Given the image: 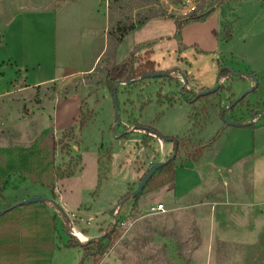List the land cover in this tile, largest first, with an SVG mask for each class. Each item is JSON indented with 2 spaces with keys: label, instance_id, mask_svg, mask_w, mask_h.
Returning a JSON list of instances; mask_svg holds the SVG:
<instances>
[{
  "label": "rangeland",
  "instance_id": "obj_1",
  "mask_svg": "<svg viewBox=\"0 0 264 264\" xmlns=\"http://www.w3.org/2000/svg\"><path fill=\"white\" fill-rule=\"evenodd\" d=\"M65 1L68 0H0V31L19 12L55 10ZM101 1L107 7V0ZM243 1L122 0L114 7L112 16L114 21L129 22L139 21L151 14L155 18H169L174 24H183L193 12L202 15L220 9L223 13L220 33L223 39L224 33L232 31V35L238 20L234 14L235 7ZM240 14L242 19L236 29L240 36L232 45V58L235 59V54L239 56L240 63L248 68L243 74L257 76L264 86V11L249 9L246 4L242 5ZM110 26L113 27L114 23ZM109 44L107 33L105 36L97 34L94 50H104V53L96 70L81 77L74 86L82 98L76 125L71 130L65 129L57 138L50 128L42 132L39 126L41 122L50 120L49 108L54 100L63 98L73 85H49L23 105L14 100H6L5 105H0V211L8 206L15 207L0 217V228L9 225V222H15L17 226L10 231V237L12 233L15 235L14 245H11L12 238L7 236L3 240L0 237V264H22L23 257L30 256L40 259V262L36 261L40 264H264V228L250 227L249 219L243 216L231 222L222 212L233 208L240 212L248 209L246 198H227L220 193L221 190L241 187L249 189L250 181L234 182L212 176V183L209 181L202 195L162 201L160 195L151 194L140 199L141 195L152 192L156 186H164L171 191L167 174H162L146 191L145 187L137 197H129L120 204L138 183L131 182L122 196L108 206L115 193L121 191L126 179L133 174L140 178L157 160L165 161L173 152L172 143L135 130L134 126L138 124L128 113L126 103L120 106L118 98L121 122L116 123L105 72L130 52L129 40L126 38L123 41L117 57L119 46L113 52ZM145 53L143 48L139 49L137 64L148 60ZM196 61V66L202 65L199 59ZM232 67L230 70L241 73L237 70L239 66L233 64ZM252 69L256 73H251ZM172 73L167 77L137 80L127 87L121 84L120 94L129 95L134 102L136 99L139 101L136 104L140 109L133 112L138 123L164 131L171 129L177 134L189 129L187 137H172L178 139L173 161L178 167L186 161L199 159L203 146L209 144L221 126H227L219 119V111L227 108L247 88L238 77L223 78L219 81V90L196 101L197 91L185 88L181 78ZM181 89L184 90L183 96L179 94ZM117 93L118 89L116 97H119ZM263 94L259 85L256 86L252 93L245 96L242 104L237 105L234 111H228V119L246 123L250 122L251 116H256L255 123H261L264 120V115H261L264 113ZM181 98L192 102L190 106L186 105L190 111L188 116L184 106L177 107L176 113L165 112V104L176 103ZM150 100L152 104L147 105ZM40 108L47 115L35 117ZM79 121H84L81 129ZM51 151L54 157L48 161ZM80 166L79 177L69 182L71 193L60 199L65 179ZM49 175L51 188L47 185L46 176ZM105 178L109 181L108 186L99 195L97 184ZM98 195L100 200H96ZM32 197L53 198L63 214L49 203L29 204L44 209L51 230L44 239L42 233L23 228L26 230L22 231L23 235L28 233L23 244L20 236L25 206L16 204ZM157 204H162L166 211L148 214L147 209ZM218 210L222 213L213 215V212L218 214ZM109 231L110 238L103 240L99 247L95 239L101 237L102 240ZM81 234L86 235L85 238ZM45 248H49L48 254Z\"/></svg>",
  "mask_w": 264,
  "mask_h": 264
},
{
  "label": "crops",
  "instance_id": "obj_2",
  "mask_svg": "<svg viewBox=\"0 0 264 264\" xmlns=\"http://www.w3.org/2000/svg\"><path fill=\"white\" fill-rule=\"evenodd\" d=\"M246 4L249 9L264 11L262 0H245L238 3L234 12L238 20L234 25L231 39L226 42L220 34L223 20V13L220 9L211 12L202 22L183 25L178 33L173 20L163 17L153 18L127 35L124 40L126 38L129 40V51L138 47L150 52L148 60L153 62L155 71L176 70L177 72H173L172 75L176 74V78H181L185 88L200 93L215 86L219 65L231 69L234 64L240 67L237 70L242 74L247 72L248 68L240 63L239 56L235 54V59L232 58V45L240 36L239 30H236L238 22L242 19L240 9ZM107 29V9L101 0H68L55 10L23 11L13 15L0 31V105H5L6 100L9 102L14 100L23 105L26 100L49 85L55 84L59 87L62 84L73 85V88L63 98L54 100L49 108L50 120L41 122L39 128H42V132L50 128L54 137L57 138L65 129L76 125L82 98L77 91L78 88L74 86L81 77L89 75L96 68L104 50H94L95 38L98 33L105 36ZM122 43L117 48L116 57ZM196 59L200 60L201 66H196L198 64ZM253 72L256 73L252 69L251 73ZM238 79L246 84V88L252 84L247 77H238ZM256 80L263 94V81L257 76ZM117 87L120 106L123 102L126 103L128 113L138 125L153 128L165 137L179 139L187 137L188 128L185 132L183 130L177 134L171 129L164 131L156 126L138 123V118H134L135 113L133 112L140 109V106L136 104L139 101L136 99L134 102L129 95L120 94L122 85ZM125 90L130 92L128 88ZM149 104H152L151 100L147 103ZM186 105L191 104H187L184 99L176 103L165 104V112L176 113L178 108L184 106L188 116L190 111ZM44 112L40 108L39 114L34 115L37 117L41 114L44 117L47 115ZM121 118L123 120L122 114ZM218 131L219 134L215 140L203 147L199 159L186 161L182 166L176 167L171 191L166 190L164 186H156L152 188V192L141 195L140 199L151 194L160 195L162 201L163 199L168 201L173 197L202 195L206 192L209 181L213 180L212 176H221L223 179L234 182L250 181L249 189L241 187L221 190L220 193V196L227 198H246L248 209L242 212L235 208L221 210L231 222L238 221L243 216L249 219L250 227L264 228V120L254 124L253 128H246L242 125L238 127L221 126L215 134ZM156 162L163 161L157 160ZM80 170L81 166L65 179V191L64 188L60 190V199L71 193L72 186L69 182L79 177ZM140 178L133 174L126 179L124 186H121V191L113 194V199L108 206L114 204L118 197L122 196L128 184L137 183V181L139 183ZM108 183L107 178L96 183L99 195L102 191L104 192ZM146 189L148 186L145 191ZM99 195L96 200H100ZM221 210H218V214L213 212V215L221 214ZM74 235L78 239L81 238L78 234Z\"/></svg>",
  "mask_w": 264,
  "mask_h": 264
},
{
  "label": "trees",
  "instance_id": "obj_3",
  "mask_svg": "<svg viewBox=\"0 0 264 264\" xmlns=\"http://www.w3.org/2000/svg\"><path fill=\"white\" fill-rule=\"evenodd\" d=\"M122 0H107V22H108V29H107V36H109L110 39V44L109 46L111 47V49L114 50L123 42L124 38L129 35L130 33H132L133 31H135L136 29L140 28L145 22H147L150 19L155 18V15H145L143 17H141V19L139 21H129V22H125L124 20H116L114 21L113 16H112V12L113 9L116 5H118V3H120ZM219 1V0H217ZM211 12H213V10L206 12L202 15H197L196 12H193L189 15V17L183 22V24H180L179 22H176L175 26H176V30L177 33L181 30L183 25H186L188 23H194V22H202ZM112 23H114V26H110ZM231 32L229 33H224V38L223 41H229L231 39ZM139 48H133L132 51L129 52V54L127 55V57L119 64H114L112 65L109 69L106 70L105 72V80L107 83H109V90L110 93L112 91V85L116 80H121V81H130L132 83H135L140 76L144 75V74H148V73H152L154 72V65L153 62L146 60L143 64H137V56L136 54L138 53ZM150 52L146 51V55L148 56ZM180 60V58H179ZM135 64H137V66H135ZM96 70V68L94 69V71ZM176 71V70H175ZM174 72L173 70L166 72L167 76ZM231 72L232 70L226 68L225 66H221L219 65V70L217 73V82H219L221 79L223 78H229L231 77ZM252 75V74H251ZM166 76V77H167ZM249 77L250 75H246V74H242L239 73V77ZM254 76V75H253ZM220 89V87H218V90ZM201 93V92H200ZM179 94L181 96L184 95V90L181 89ZM214 94V93H212ZM211 95V94H210ZM209 95H200L199 93L195 95V100L199 101L202 100L203 98L208 97ZM242 99L240 102H238V104H236L235 106H233L230 110H228L229 112L234 111L235 107L237 105H240L243 103ZM186 101L187 104H191V101ZM230 105V103L228 104V106ZM228 111H226V108H222L219 113V119L221 121H223V117L225 115V113H228ZM263 112H259V114H261ZM261 115H264L261 114ZM256 116H251L250 117V122H246V123H242V126L246 127V128H253L254 124H256V120H255ZM240 122V121H239ZM79 128L81 129L84 125V121H79ZM72 127L67 128L68 130H71ZM135 130H141L144 131V133L147 134H151V135H160L165 142H170L173 145V150H175L177 152V148H178V139L177 138H172V137H165L162 136L161 134H159L156 130H154L153 128L150 127H144V126H134ZM219 131L214 135V137L210 140L209 144L212 143L215 138L218 136ZM157 138V136H156ZM205 147V146H203ZM53 151H51V154L49 155V159L48 161H52L53 159ZM174 159L169 160L165 165H163L161 168H159L156 173L152 176V178L147 182L146 186H152L154 184V181H158L161 177L162 174H167L168 177V181L169 183H173L174 180V174H175V169L176 167L173 164ZM153 165V164H152ZM151 165V166H152ZM149 170V169H148ZM147 170V171H148ZM145 174V173H144ZM144 174L142 175V177L144 176ZM47 177V185L51 188L52 185V180H51V176H46ZM141 177V178H142ZM140 178V180H141ZM139 180V181H140ZM5 186V183L2 184V187ZM145 186V187H146ZM144 190V189H143ZM129 194H126V196H128ZM53 199V198H52ZM44 203H49L48 201H45ZM50 204V203H49ZM13 209H15L14 206H8L6 208V210L4 211H0V217L4 216L6 213H8L9 211H12ZM25 212L24 213V217L22 219V224L23 227L21 228V236L20 238L25 239L26 237H28V233H25V235H23L22 231H25L23 228L26 229H31L34 230L37 234H43L42 238L46 239L45 234H47V232L51 230V223L49 222V219L46 217L44 209H40V207L38 206H30V205H25ZM16 229L17 226L15 225V222H9V225L7 224L5 227L4 225L1 226L0 228V237L4 240L7 238H12V244L14 245V240H15V235L12 233V236L10 237V231H12V229ZM110 231L106 232V234H104L102 240H97L95 239V242L97 243V245H99V247H101L102 241L105 240L107 241L110 238ZM49 236V235H48ZM41 238V239H42ZM23 244L25 243L24 241L22 242ZM22 244V245H23ZM68 246L70 245V240L68 241ZM46 253L48 254L49 248H45ZM45 253V255H46ZM47 256V255H46ZM46 258V257H45ZM22 260V259H21ZM40 259L38 258H32V256L30 257H23V262L22 264H40L37 263L36 261ZM46 260V259H44ZM43 264V263H42Z\"/></svg>",
  "mask_w": 264,
  "mask_h": 264
},
{
  "label": "water",
  "instance_id": "obj_4",
  "mask_svg": "<svg viewBox=\"0 0 264 264\" xmlns=\"http://www.w3.org/2000/svg\"><path fill=\"white\" fill-rule=\"evenodd\" d=\"M166 76H167L166 72H152V73H148V74H144V75L140 76L138 80L140 81V80H145V79L162 78V77H166ZM231 76L239 77V73L232 71L231 72ZM248 78L252 82V85L249 88H247L246 90H244L237 98H235L230 103V105L226 108V111L230 110L233 106L238 104V102H240L242 99H244L245 96H247L248 94L252 93L255 90V88L257 86L256 78L254 76H249ZM121 84L130 85V84H132V82H130V81L125 82V81H121V80H116L113 83V85H112L111 96H112V103H113V108H114V117H115V120H116L117 124H120L121 121H120V117L118 115V104H117V97H116V87L118 85H121ZM218 87H219V82H217L213 88L208 89L206 91H203V92H201L199 94L200 95H210V94L214 93L215 91H217ZM222 122L224 124H226L227 126H231V127H238V126L242 125V123L239 122V121H234V120L228 119L227 113H225ZM156 136H157V138L159 140H163L164 141V139L160 135H155V137ZM175 155H176V151L173 150L172 155H171V157L169 159H167V160H165L163 162L154 163L149 168V170L144 174V176L141 178V180L139 181V183L137 184L135 189L132 190L128 196H125L119 203L120 204L123 203L129 197H131V198L137 197L143 191V189L145 188L147 182L152 178V176L156 173V171L159 168H161L163 165H165L169 160L174 159ZM45 201H48L57 210L62 212L61 208L59 207V205H57L56 202L53 199L46 200V199L41 198V197H32V198L25 199V200L21 201L20 203L16 204V206H25V205H29V204H32V203H44ZM62 214H63V212H62ZM100 239H101V237L97 238V240H100Z\"/></svg>",
  "mask_w": 264,
  "mask_h": 264
},
{
  "label": "built area",
  "instance_id": "obj_5",
  "mask_svg": "<svg viewBox=\"0 0 264 264\" xmlns=\"http://www.w3.org/2000/svg\"><path fill=\"white\" fill-rule=\"evenodd\" d=\"M165 211L166 210L162 204L153 205L147 209L148 214H162Z\"/></svg>",
  "mask_w": 264,
  "mask_h": 264
}]
</instances>
